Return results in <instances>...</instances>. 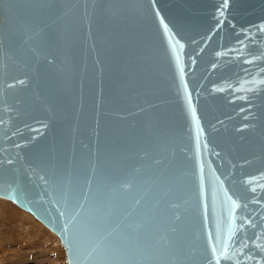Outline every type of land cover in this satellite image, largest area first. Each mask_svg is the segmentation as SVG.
Listing matches in <instances>:
<instances>
[{"label": "water", "instance_id": "95a60500", "mask_svg": "<svg viewBox=\"0 0 264 264\" xmlns=\"http://www.w3.org/2000/svg\"><path fill=\"white\" fill-rule=\"evenodd\" d=\"M222 6L0 0V197L67 264H215L244 218L220 264H264V0Z\"/></svg>", "mask_w": 264, "mask_h": 264}, {"label": "rangeland", "instance_id": "374dc122", "mask_svg": "<svg viewBox=\"0 0 264 264\" xmlns=\"http://www.w3.org/2000/svg\"><path fill=\"white\" fill-rule=\"evenodd\" d=\"M0 264H67L58 236L30 212L2 197Z\"/></svg>", "mask_w": 264, "mask_h": 264}, {"label": "snow or ice", "instance_id": "6c2138e0", "mask_svg": "<svg viewBox=\"0 0 264 264\" xmlns=\"http://www.w3.org/2000/svg\"><path fill=\"white\" fill-rule=\"evenodd\" d=\"M228 4H229V0H223V6H222L223 9H227ZM219 16H221V17L224 16V11L223 10L219 11ZM160 22H161V24H164L163 20H161ZM220 23H223V21H221ZM219 26L220 25L218 24L217 27H219ZM164 27H165V30L167 31L168 30V26L165 24ZM258 31L264 33V25H260L259 28H258ZM247 38L248 37L246 36V39ZM177 43H179V42L177 41ZM238 43H239L240 47L238 49H232L230 51H236L238 56H243L244 55V49L246 47L245 42L244 41H239ZM181 47H182V45H181ZM220 55H227V52H223V53L218 52L217 56H220ZM262 58H264V57L253 56L251 59L244 60V63L251 64L255 60L262 59ZM245 71H247V70H245ZM259 72H264V68L259 69ZM246 83H253L254 84V83H256V78L253 77V79L251 81H247ZM259 84L264 85V78L259 80ZM237 90H244L243 89V84H242L241 88L237 89ZM247 90L248 91H252L253 89H247ZM11 162L12 161L10 160L9 163H11ZM260 179H264V174H261ZM246 183H248L250 185L254 184V186L251 187V189H250L252 192H255L257 190V188H260V189L264 190V184L254 183V180H248V181H246ZM228 200L231 201V208L229 209V211L231 212L232 216H231L230 219H231L232 223H235L236 209L239 208L240 205H239V203L237 201L233 200L231 196L228 197ZM254 202L259 203V201H254ZM244 207H247V205H244ZM61 215H63V213H61ZM261 219L264 220V216H262ZM246 225H249V226H251L253 228H255L257 226L252 220H250L248 218H244V222L242 224H239L236 228H232V227L229 228V233H228L227 240H225L224 246H223V250H220V256L216 258L215 264H220V259L221 258L227 259V260L232 259L231 256L227 255L228 248H229L228 241H233L234 242V237L236 236V233L238 231H243L245 229ZM261 240H262V236L258 234V235H256L255 240H253L251 243L254 245V247L256 249H258L261 252H264V242H259ZM209 241L210 242L212 241V237L211 236L209 237ZM217 243H219V238H217ZM248 247H249V243H248L247 240H245L243 242L242 246H241V252H243L244 248H248ZM217 251H218V248L213 246L212 247L213 256L216 255ZM246 259L252 260V259H254V257L251 256V255H248L246 257ZM256 264H260V261H256Z\"/></svg>", "mask_w": 264, "mask_h": 264}, {"label": "bare ground", "instance_id": "6f19581e", "mask_svg": "<svg viewBox=\"0 0 264 264\" xmlns=\"http://www.w3.org/2000/svg\"><path fill=\"white\" fill-rule=\"evenodd\" d=\"M3 198V197H2ZM23 209V208H22ZM25 210V209H24ZM40 221V220H39Z\"/></svg>", "mask_w": 264, "mask_h": 264}]
</instances>
